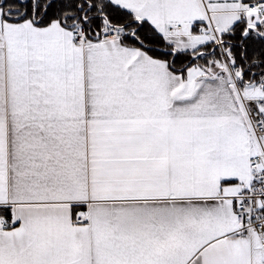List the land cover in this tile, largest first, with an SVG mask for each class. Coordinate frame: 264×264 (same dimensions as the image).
Wrapping results in <instances>:
<instances>
[{
    "label": "snow or ice",
    "instance_id": "1",
    "mask_svg": "<svg viewBox=\"0 0 264 264\" xmlns=\"http://www.w3.org/2000/svg\"><path fill=\"white\" fill-rule=\"evenodd\" d=\"M0 264H264V0H0Z\"/></svg>",
    "mask_w": 264,
    "mask_h": 264
}]
</instances>
